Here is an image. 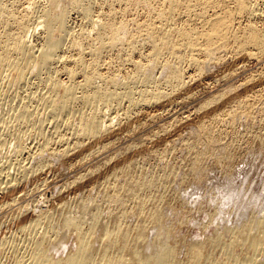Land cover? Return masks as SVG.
<instances>
[{"label":"bare ground","instance_id":"obj_1","mask_svg":"<svg viewBox=\"0 0 264 264\" xmlns=\"http://www.w3.org/2000/svg\"><path fill=\"white\" fill-rule=\"evenodd\" d=\"M80 1L79 13L87 28L72 33L63 0H48V5L41 0H0V105L9 109L8 118L0 120V147L8 150L14 145V154L0 162V214L16 211L10 216L19 228L17 235L1 237L0 264H212L215 250L221 253V264H264L260 215L239 229L184 244L185 259L178 261L175 250L180 238L174 232L178 223L168 224L175 212L164 200L174 173L142 169L139 161L148 153L143 150L145 142L108 153L139 127L133 126L138 123L132 119L135 110L191 97L190 83L206 74L212 61H219L216 51L232 45L233 60L264 59V27L240 21L242 16L264 20L256 7L259 0H105L107 12L96 16L92 1ZM115 2L122 3L127 13V8H141L146 18L125 21L123 12L113 8ZM38 29L45 42L34 47L28 38ZM155 73L161 80L153 78ZM31 74L37 77L34 90ZM258 79L242 81L238 87L228 83L229 88L204 100L195 111L212 120L234 104L237 116L249 117L252 105L259 104L264 113V74ZM15 83L24 95L20 93L12 104L17 95L11 100L5 95L9 86L6 92L4 87ZM203 120L197 125L198 139L190 148L194 152L185 172L186 181L198 185L205 175L206 156L227 160L232 156L231 148L218 146V138ZM24 135L32 138L29 144L23 143ZM75 168L81 171L53 197H45L46 206L37 200L26 203L27 197L47 187V173H57L56 169L72 173Z\"/></svg>","mask_w":264,"mask_h":264},{"label":"rangeland","instance_id":"obj_2","mask_svg":"<svg viewBox=\"0 0 264 264\" xmlns=\"http://www.w3.org/2000/svg\"><path fill=\"white\" fill-rule=\"evenodd\" d=\"M5 1H7V0H5ZM74 1L77 3L76 4L77 7L75 6ZM79 1L80 0H63V5L65 6L66 12H68V15H69L68 16L67 13L65 14L66 23L69 24V26L67 28L69 30L71 29L72 33L73 32L76 33L78 31H80L79 28L80 29L81 28L82 29L87 28V25L85 26V24H86L85 17L82 18L83 14L79 13V12H81L80 5H79L81 1L80 2ZM104 1L105 0H89V2H91V5L93 4V12L95 13V15L93 13L94 16L98 15V13H101V11L107 12L106 10H108V8L105 7L106 4ZM259 1H260V3H259ZM259 1L257 3L256 7L260 10V13H263V15H264V12H263L264 11V0H259ZM41 2H42V4L47 3V5H48V0H45V1L41 0ZM117 3L119 4V2L114 3L113 8H117L115 10L119 9V13L122 10L124 11V5L122 3H120L119 4L120 6H119ZM68 6L70 8H68ZM73 8L76 11L71 10ZM99 8H100V10H99ZM67 9H69V10H67ZM102 9H104V10H102ZM134 9H137V8H134ZM69 11L71 12L70 14H69ZM126 11H128V13L123 12V15L125 17L124 20L126 19L125 21H127V20L128 21L138 20V22H142V21H144V18H146V15H145V13L142 12L141 8H138L137 10H134V11H133V9L129 10V8H127ZM135 11H137V13ZM138 11H139V13H138ZM74 12L75 13L77 12L76 13L77 15ZM123 15H122V18H123ZM135 15L136 16L139 15V16L136 17ZM69 17L71 19H69ZM67 18L69 21H67ZM84 20H85V22H83ZM248 20L252 21L255 24V26H257L258 28L264 27V20L262 17L256 18V19H249L248 16L247 17L242 16L240 21L242 24H245L248 22ZM83 26H85V27L83 28ZM41 33H42V30L38 29V31L33 36L32 35L29 36V38H28V39H30L29 43H31L32 46L39 47L40 45L42 46V44H44L45 36L43 33L42 34ZM42 37H44V38H42ZM227 48L226 49L223 48L222 50L220 49V50L216 51L217 55L220 54L219 56L216 55L217 56L216 58H218L219 61L218 60H216L217 62L212 61L209 64L211 66L210 69H212V70L209 69L210 71L208 70L206 72V74L201 75V77H198V79H195V81L190 83L188 90H189V96H191V97L187 96V98L185 97L184 100H183V98H181L182 100L181 99L175 100L176 102L174 104L172 103V104H165V105H152L151 107L145 106L146 109L143 106V107H141L142 110H139L140 108L135 110L136 113L132 115L133 116L132 119L134 122L138 119L137 124H139V125L134 124L133 126L134 127H136V126L140 127L141 123H142V126L140 128L139 127H136V128L132 127V128H134V129H132V131H134V133L131 132L130 135H126L125 137H121L118 140V142L115 144V146L113 148L114 150L112 149V151L108 152L109 154H111V153H115L118 150L117 152L121 153V152L125 151L126 147L131 146L132 144L142 145L145 142V144L143 145L144 146L143 150L146 149L148 151V153L139 161L140 166H144V167H142V169H144V168H146L148 170L153 169L154 171H156L162 175H164V171L170 172V170H171V172L174 173V177L172 180L173 183L171 182L172 184L171 183L169 184L170 185L169 189H167V191L165 190V192H164V193L167 192L166 194H164L165 195L164 200H165V204L167 202H168L167 204L170 203L169 204L170 208L171 209L173 208L172 210H174L173 212H175V214H173V215L170 214L172 218L169 217L170 222L168 221V224L171 223V225L174 227V222L178 223V224H176V227H174L175 234L177 236H179V238H180L179 242L177 244L176 250H175V256H176V259L178 261L182 260V262L184 261L185 256H186V253H185L186 248H185L184 244H188L191 242H201L204 239L211 238V237L213 238L215 236V234L216 235L217 234H223L224 231H226V230L231 231L233 229H237V228L239 229L244 224V221H245V223L251 221L252 216L254 218H258L259 215H260V218L262 216H264V205H263L264 204V202H263L264 201V197H263L264 196V190H263L264 189V138H263L264 137V127H263V125H264V113L259 111L261 108L260 105L259 104H253L252 105V114L254 116L251 114V116H249V117L237 116L240 113L239 110L237 109V107L234 104L232 106L229 105L227 107L228 108L230 107V108L229 109L226 108L225 111L223 112V113L226 112L227 114H223V113L221 114L220 113L221 116L219 115L218 117H216L218 120L216 118L211 120V118H207V117L205 119V118H203L201 113H199L198 110L195 111L196 109H199V106H201L203 104L204 100L208 101L211 98H214V96L216 97L217 93L220 94L222 91L229 88L230 85H231L230 87H238L239 85L245 83L247 80H249L251 78H254V81H256V80L259 81L258 78L260 77V75L263 76V74H264V59L263 60L248 59L245 62H240V60H235V59L233 60L234 49H233L232 45L231 46L229 45ZM230 49H232V50H230ZM232 53H233V56H232ZM228 54H229V56H227ZM134 57L137 58V55ZM109 59H110L109 56H107L105 58V60H107V61H110ZM244 63H246V64H244ZM236 66H238V67H236ZM225 73H226V75H225ZM257 73H259V74H257ZM32 74L35 76V74H37V73L35 72V74L34 73H32ZM32 74H31V76L33 77L32 81H33V86H34V87L32 86V89L34 90L36 88L35 85H36L37 77H34ZM189 74H192V71H190V73L188 72V75ZM222 74L224 76H222ZM38 75H36V76H38ZM230 75H232V76H230ZM157 76L159 77L160 74L155 73L153 75V78L158 79ZM161 78L162 77L160 76L159 80H161ZM62 79H64V77H62ZM222 81H225V82H222ZM242 81H243V83H242ZM34 83H35V85H34ZM15 85L18 88L20 86V84L15 83V84H11V85L7 84V86H5L6 89L4 87V91L6 92V90H8L7 87L9 86L10 92L7 91L6 92L7 94L5 93V95H9V98L11 100L14 99L15 96L17 95L15 101L14 100H13L14 102L12 101L13 102L12 104L17 103V101H18L17 97L19 99L20 95L21 96H22V94L24 95V92L22 90H19L17 87H14ZM203 85H204V87H203ZM11 86H12V88H11ZM14 89H18V90H14ZM257 90H253V91L255 92ZM20 93H22V94H20ZM12 95L14 97H12ZM1 101L3 102L2 99H1ZM10 101H9V103H10ZM206 101H204V102H206ZM124 103L125 104H123L122 107L125 109L128 104L126 102H124ZM189 103L191 106L189 105ZM165 108H166V110H165ZM124 109H123V111H124ZM183 109H185V110H183ZM8 110L9 109L6 106L0 105V118H1L0 120H4V119L8 118V112H9ZM138 110L140 112V113H138L139 115L137 114ZM123 111H121V112L123 113ZM159 111H161V112H159ZM232 111H233V114H232ZM143 114L145 116H143ZM119 115H120V113H119ZM148 115H150L151 118H153V119H151V118L147 119ZM181 115H183V116L185 115V116L183 117ZM223 115L224 116L227 115V117L224 118ZM230 115L232 116V119H231ZM140 117H141V119H140ZM142 118H144V119H142ZM244 119H246V120H244ZM141 120H143L144 124ZM202 120L204 121L205 124L207 123L206 125L211 126V127H209L211 129V132H212L211 134L213 136L215 135L214 137H216V139L218 138L217 140H219L218 146H225V147H228V149L231 148L232 156H231L230 160L229 159L227 160V159L222 158V157H221L222 159L221 158L218 159L214 155H210L211 157L209 155L206 156V159L204 161V162H206V163H204L205 175L203 176V178L200 181H198V183H199V185H198L197 182L194 183L191 181H186L185 172H187V170H188V164H187L188 160L187 159L194 152L190 148H191V146H193L195 144V142L198 139L199 127L197 125L200 124V122H202ZM208 120L209 121L211 120L212 124ZM213 125H214V127H213ZM221 128H222V130H220ZM226 129H227V131H225ZM144 133H145V135H144ZM183 133H185V134H183ZM141 135H143V136H141ZM24 136H25V138L24 137H23L24 139L22 138V141L24 140L23 143L29 144L31 142L32 138L29 140L30 137L28 135H24ZM221 136H222V138H221ZM195 138H197V139H195ZM27 139H28V141H27ZM134 139H136L137 141ZM149 140H150V142H149ZM220 140H222V141H220ZM221 142H223V144ZM12 143H11L10 149H8V150H5V149L0 147L1 148L0 149V162L5 161L7 159V157H10L14 154L13 153L14 145ZM196 149H200V145ZM246 150H247V152H246ZM113 151H115V152H113ZM150 151H152V152H150ZM2 159H4V160H2ZM153 161H154V163H153ZM96 163H97V161L94 162V165H96ZM75 169H78V170L73 169L72 173H71V170L66 172V171H63L62 169H56L57 173H55V172L47 173V175H46V179H48L46 181L47 187H44L45 189L42 188V190H41L42 193H39L40 195L39 194L37 195V193L36 194L34 193L33 195L27 197L26 203H28V201L31 202V200H32V202H35L37 200V202L42 201V202H40V204H41L40 206H46L44 198L46 197L45 198V200H46L49 197H53L54 194H56V192L58 190L62 189L63 185L66 182L70 181L73 176L77 175L81 171L80 168H75ZM58 171H60V172H58ZM179 171H180V173H179ZM227 175H229V176H227ZM186 178H188V176ZM200 183H201V185H200ZM227 184H229V185H227ZM234 187H236L235 190H234ZM182 188H185V189H182ZM232 189L234 190L233 192H232ZM240 189L242 190L241 193H239ZM184 190L186 193L184 192ZM180 192H182V193H180ZM223 192H224V194L222 195ZM225 192H226V195H225ZM227 192L230 194L227 195ZM236 192L238 193L237 194L238 196L235 194ZM260 192L262 193V196L260 195L262 198H260V196L258 195V194H261ZM44 194H45V196L43 197L42 195H44ZM232 195H234V197ZM170 196H171V198H170ZM228 196H229V198H228ZM255 196H256V198H255ZM41 197H43V198H41ZM220 197H222L223 199L222 198L220 199ZM257 197H259L258 198L259 200L257 199ZM231 198H233V199H231ZM224 199H226L227 201H224ZM230 200L232 202L235 201V204H234V202L233 203L230 202ZM249 202H251L254 206H252V204H250ZM248 203L250 204L249 207L247 206L248 210L244 209V208H247L244 205H246ZM258 203H259V205H258ZM227 204H228V206H227ZM260 204H262L263 206ZM256 205H257L258 211L255 207ZM260 206L262 207L261 210H259L261 208ZM245 211H247V212H245ZM15 212L7 210V211H4L2 214H0V230H1L0 231V239H1V237H8L11 235L14 236V234L17 235V233L19 232V228L17 229L18 224L16 225L17 222L12 221V219H11V216ZM217 212H218V214H217ZM254 213H256V214H254ZM6 219L8 221L10 220L9 221L10 223L9 222L7 223V221L5 222ZM252 220H253V218H252ZM179 221L182 223L181 225L179 224L180 223ZM27 222H28V220H27ZM5 223H7V224L5 225ZM10 224H11V226H10ZM14 225H16V226H14ZM253 232H255V229ZM191 239H193V240H191ZM177 250H178V252H177ZM218 252L220 253L219 250H217V251L215 250L214 252H212V259H214L213 260L214 262L212 264H214V263L215 264H221L222 260L219 259L221 253L219 254ZM248 252H250V250H248ZM213 253H214V255H213ZM182 264H184V263H182Z\"/></svg>","mask_w":264,"mask_h":264}]
</instances>
